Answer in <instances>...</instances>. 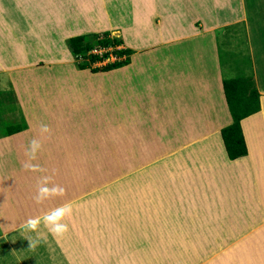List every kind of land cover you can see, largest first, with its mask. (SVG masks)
<instances>
[{"label":"rangeland","instance_id":"rangeland-1","mask_svg":"<svg viewBox=\"0 0 264 264\" xmlns=\"http://www.w3.org/2000/svg\"><path fill=\"white\" fill-rule=\"evenodd\" d=\"M177 1L172 3L176 16L177 11L180 12L175 27L189 26L194 29L197 32L194 37L203 39L205 49L209 43L207 50H214L221 78L251 76L253 79L249 51L250 44H264V0ZM17 2L0 0V17H7L10 24L13 21L11 16L22 15V8ZM184 6H190V10L185 11ZM33 9L30 7L26 14L24 8L27 21L36 19L32 16ZM115 23V28L108 30L109 35L121 39L117 19ZM35 24L23 29V32L29 33L30 28L40 29ZM71 26L66 19L63 24L58 23L54 29L57 39L62 27L69 31L73 29ZM205 30L213 31L202 33ZM25 39L28 40L27 37ZM189 46H193L191 41H180L170 48V53H174L171 58L182 60L184 55L185 59H194L192 51L195 47ZM120 47L122 45L115 48ZM112 50L100 48L98 52L91 51L93 54H106L101 61L92 63L86 58L74 59L71 55L69 60V56L62 52L66 60L60 63L56 59L57 63L37 64L31 59L27 66L15 65L10 71L0 67V130L5 124L23 122L18 104L20 100L30 112L41 110V113H46V118L38 112L32 117L33 121L40 119V123L47 125L45 138L59 135L57 131H65L80 143V159L77 162L55 166L57 172L69 176V182L62 176L63 189L65 192L71 189L69 193L75 197L59 205L70 204L72 207L71 216L65 218L68 231L54 238L46 227L40 226L41 238L36 249L40 248L41 254L47 258L51 255L53 260L44 257L38 264H264L262 232L255 233L261 227L219 226L215 221V204L210 200L211 196L200 191L199 177L191 181L179 177L178 171L183 166L177 169L167 159L153 163L139 160L134 152L133 139H128L130 149L128 156L124 155L125 140L117 92L120 70L90 71L92 67L124 57H117ZM201 51L202 48L198 47L195 59H199ZM40 54L38 52L36 56ZM259 54L263 58V52ZM209 58L212 59L211 56ZM76 63H88V67L77 69ZM191 65L187 66H198ZM173 67V64L162 63L161 70ZM143 71L137 78V84L132 81L128 85L133 92L143 94L145 98L148 91L157 93L155 103L160 104L167 99L164 94L174 91L173 86L147 82L148 71ZM150 77L153 75L150 74ZM24 90V99L18 100L17 94L22 97ZM252 120L264 122L259 115ZM249 123L246 121L243 131ZM52 124L57 131L49 132ZM84 146H90L92 150L88 157L82 156L86 152ZM199 163H204V159L199 158ZM31 164L37 166L35 174L52 169L48 167L51 164ZM10 165L13 166V162L3 163L4 168L0 166L2 178L7 177L6 171H12ZM22 165L28 172L29 169ZM218 183L220 189L226 190L224 180ZM228 212L231 213V208ZM22 232L33 241L38 238L37 232ZM7 250L10 258L1 264H16L15 261L20 264L13 256L19 249L11 250L4 240L0 241V253ZM24 260L21 264L25 263Z\"/></svg>","mask_w":264,"mask_h":264},{"label":"crops","instance_id":"crops-1","mask_svg":"<svg viewBox=\"0 0 264 264\" xmlns=\"http://www.w3.org/2000/svg\"><path fill=\"white\" fill-rule=\"evenodd\" d=\"M17 1L18 7L22 8V15H14L15 18L9 16L13 20L12 24L7 17H0V67L4 71H10L15 65L27 66L31 59L37 64L52 61L57 63L56 59L60 63L66 60L63 59L62 52L69 56L70 60V53L64 43L65 38L110 30L115 28L117 19L121 45L132 52L129 62L119 67L120 85L117 87L120 121L125 140L124 155L128 156L127 152L130 149L127 141L133 139L134 152L137 153L139 160L153 163L167 159V162L174 163L177 169L183 166V169L178 171V176L190 181L199 177L200 191L211 196L210 200L215 204V221L219 226L261 227V230L257 229L255 233L262 232L264 241V122L251 121L258 115L261 120L264 118V44L256 46L249 43V61L253 82L258 92L259 110L240 120L246 154L228 159L224 153L219 130L228 125L231 118L222 92V78L215 53L214 50H207L209 43L206 45L207 49L203 48L204 41L194 37L197 35L194 29L189 26L175 27L176 21L180 18V12L177 11L176 16L172 6L175 0ZM181 1L208 2V0L177 2ZM30 7L34 8L32 16L36 18L31 22L25 19ZM184 10L189 11L190 6L188 8L184 6ZM64 19L71 22L73 29L66 31L62 27L57 39L54 29L58 23L63 24ZM34 22L40 29L30 28V32L25 34L23 29ZM211 31L213 30H205L202 33ZM189 38L190 40H185ZM180 41L193 43L189 48L195 47L192 51L194 59H185L184 55L182 60L177 57L171 58L174 53H170V48ZM198 47L202 48V53L199 59H195ZM258 51L263 52V58L259 56ZM38 52L41 54L36 56ZM162 63L173 64L174 67L161 70ZM191 64L198 66L196 68L187 66ZM143 68L148 71L147 82H161L164 83L163 86L168 85L170 88L173 86L174 91L164 94L167 99L160 104L155 103L157 93L148 91L145 98V95L133 92L132 87L128 85L132 81L137 84V78ZM150 74L153 75L152 78ZM25 93L24 90L22 97L18 93V100L24 99ZM18 102L24 127L11 134H5L0 130V166L4 168L3 163L13 162V166L10 165L12 171L4 170L7 177L2 178L0 175V241L4 240L11 250L19 249L13 256L20 264L24 259L25 263L29 261V264H38L40 259H45L46 256L41 254L40 248L30 247V241L25 232H22L24 230L21 225L29 217L42 216L58 208L62 201L70 202L75 198L69 193L71 189H68L63 195L46 199L39 204L34 199L38 187L45 179L48 187L63 188V173L57 172L55 166L77 162L80 159L78 157L80 143L77 139L74 141L68 132L55 130L53 124V127L49 126V132L57 131L59 135L45 138L47 131H43V126L47 125L40 123L39 117V122L32 119L36 112L43 115L45 112L41 113V110L30 112L23 101ZM246 121L250 123L243 131ZM121 138L123 139V136ZM33 139L40 142L41 148L36 158L30 160L26 153ZM120 144L122 148L123 140ZM83 149L86 152L82 156L88 157L92 151L90 146H84ZM194 158L196 159L192 161ZM199 158L204 159V163H199ZM26 162L51 164L52 166L48 167L52 169L43 168L44 171L39 174L37 172L35 174V170L31 169L26 172L22 165ZM195 162L198 164H194ZM63 178L69 182V176ZM220 180L227 184L226 190L220 189L218 183ZM230 208L231 213L228 212ZM18 229L20 231L15 232ZM30 233L32 234L31 231ZM8 252L9 250L0 253V264L10 258ZM262 253L264 254V251ZM47 259L53 260V257L50 255ZM15 263L18 264L16 261Z\"/></svg>","mask_w":264,"mask_h":264},{"label":"trees","instance_id":"trees-1","mask_svg":"<svg viewBox=\"0 0 264 264\" xmlns=\"http://www.w3.org/2000/svg\"><path fill=\"white\" fill-rule=\"evenodd\" d=\"M121 43L120 39L111 37L108 30L82 33L65 38L66 48L74 59L86 58L89 63L101 61L106 56L105 52L100 54L91 53L92 49L99 48L113 49L112 51L117 57L124 55L122 59L106 62L100 67H92L90 71H108L127 64L129 62L131 49L125 47L116 49L115 47L121 45ZM87 64L88 63H76V67L77 69H84L88 67ZM221 86L231 122L220 128L219 135L226 157L228 159H234L246 154V147L240 128V120L259 110L258 92L251 76L222 78ZM23 127L24 122H21V124H5L3 131L5 134H11L19 131Z\"/></svg>","mask_w":264,"mask_h":264},{"label":"clouds","instance_id":"clouds-1","mask_svg":"<svg viewBox=\"0 0 264 264\" xmlns=\"http://www.w3.org/2000/svg\"><path fill=\"white\" fill-rule=\"evenodd\" d=\"M43 131H48L47 126H43ZM41 148V144L38 140L33 139L30 141L29 150L26 153L29 156V159H35L38 150ZM24 167L26 169L36 170V165L30 163H25ZM64 194V189L60 186H47V179L38 187L36 196L34 197L36 203H42L44 200L61 196ZM72 214V207L70 204H65L59 208L53 209L42 216L29 217L21 227L25 231L37 232V240L30 241V247H36L40 242V233L39 229L41 224L48 229V232L55 238L61 237L68 231V224L65 222L66 217H70Z\"/></svg>","mask_w":264,"mask_h":264},{"label":"built area","instance_id":"built-area-1","mask_svg":"<svg viewBox=\"0 0 264 264\" xmlns=\"http://www.w3.org/2000/svg\"><path fill=\"white\" fill-rule=\"evenodd\" d=\"M101 49H103V48H101ZM100 50V48L99 49H92L91 51H94V52H98Z\"/></svg>","mask_w":264,"mask_h":264}]
</instances>
